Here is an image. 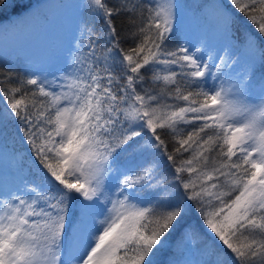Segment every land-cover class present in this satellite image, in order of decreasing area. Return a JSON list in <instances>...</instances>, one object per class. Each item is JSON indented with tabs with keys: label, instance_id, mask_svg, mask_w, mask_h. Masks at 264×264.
Here are the masks:
<instances>
[{
	"label": "snow or ice",
	"instance_id": "obj_1",
	"mask_svg": "<svg viewBox=\"0 0 264 264\" xmlns=\"http://www.w3.org/2000/svg\"><path fill=\"white\" fill-rule=\"evenodd\" d=\"M183 7L78 0L0 60V264H264V0H206L195 37Z\"/></svg>",
	"mask_w": 264,
	"mask_h": 264
},
{
	"label": "rangeland",
	"instance_id": "obj_2",
	"mask_svg": "<svg viewBox=\"0 0 264 264\" xmlns=\"http://www.w3.org/2000/svg\"><path fill=\"white\" fill-rule=\"evenodd\" d=\"M77 2L78 0H64L59 4L65 5V7L46 10L49 17L47 22L38 18L22 25L23 30L12 26L2 28L0 30V54L18 53L25 59L28 57L39 59L42 52L53 44L62 43L71 34L77 20L78 11L75 8ZM205 2L206 0H179V3L184 6L185 30L193 37L200 32V21L195 15L196 7ZM36 67L47 68L49 66L46 63H38Z\"/></svg>",
	"mask_w": 264,
	"mask_h": 264
},
{
	"label": "trees",
	"instance_id": "obj_3",
	"mask_svg": "<svg viewBox=\"0 0 264 264\" xmlns=\"http://www.w3.org/2000/svg\"><path fill=\"white\" fill-rule=\"evenodd\" d=\"M64 0H15L16 7H9L2 11H0V30L3 28H6L8 26L12 27H19L16 28L18 30H23L21 27L22 25H26L31 21L32 19H38L40 17L33 16L29 19H23L22 21L18 22L20 20L21 16H26L27 14L24 12V8L28 4H59L62 3ZM198 4V3H197ZM48 9H43L42 11L45 12ZM46 13V12H45ZM77 18H78V12H77ZM21 27V28H20ZM116 27L118 30H120L122 27H124V23L122 19L116 20ZM23 57V56H22ZM20 54H0V60H8L9 67L15 68L17 71H23L27 68V59L22 58ZM4 108V104L0 102V110ZM193 219L195 220V216H193ZM168 253L162 252L161 254L156 257L157 264H165V261L167 260Z\"/></svg>",
	"mask_w": 264,
	"mask_h": 264
}]
</instances>
